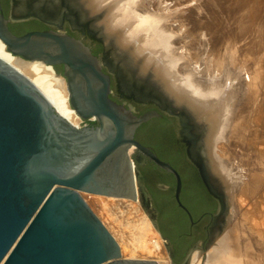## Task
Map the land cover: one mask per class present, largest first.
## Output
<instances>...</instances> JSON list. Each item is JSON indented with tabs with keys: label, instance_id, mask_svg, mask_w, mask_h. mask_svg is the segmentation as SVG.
<instances>
[{
	"label": "water",
	"instance_id": "water-1",
	"mask_svg": "<svg viewBox=\"0 0 264 264\" xmlns=\"http://www.w3.org/2000/svg\"><path fill=\"white\" fill-rule=\"evenodd\" d=\"M30 15L34 14L15 16L11 9L5 16L0 1V41L5 50L53 69L61 66V72L54 71L65 81L67 103L79 119L94 117L95 122L83 128L72 126L28 79L0 59V264H156L122 258L115 239L81 194L135 200L138 188L147 198L144 205H149L159 232L151 197L137 168V161L146 159L172 175L174 201L193 224L179 199L180 175L139 143L135 132L162 114L185 119L197 134L195 147L202 143V130L184 112L172 111L154 99L139 100L157 106L141 114L116 102L102 59L63 30L16 35L9 29V24ZM194 165L217 202L207 238L197 245L204 251L230 204L205 154L198 151ZM163 238L171 264H186L188 253L180 263L172 262V246Z\"/></svg>",
	"mask_w": 264,
	"mask_h": 264
},
{
	"label": "bare ground",
	"instance_id": "bare-ground-1",
	"mask_svg": "<svg viewBox=\"0 0 264 264\" xmlns=\"http://www.w3.org/2000/svg\"><path fill=\"white\" fill-rule=\"evenodd\" d=\"M130 2L131 0H13L12 13L15 16L33 13L50 22H56L61 14L66 13L76 25L87 27L102 41L104 46L102 62L104 61L116 72L124 90L132 91L139 100L154 99L159 105L169 106L172 111L184 112L195 124L197 130H203L202 143L198 145L199 151H202L199 153L207 157L211 173L218 178L228 197L230 205L227 209L230 210L233 204L232 196L236 190L231 186L232 175H229V168L225 165L228 152H224L222 157L218 156L215 152V143L225 137L248 139V136L247 138L244 136V131L250 133L246 124L253 123L258 116L261 117L264 114L263 93L261 100L263 104L256 103V96L259 95L257 83L260 81L264 84V76H260V72L257 73L256 70H254L255 73L252 71L248 74L246 79L248 88L245 90V96L250 106L245 108L247 111L244 107L239 108L238 68L235 71L227 69L224 58L209 57L206 62L210 63L209 67L212 68L213 75L204 82L196 79L194 77L196 74L193 75L190 71L185 73L184 66L189 63L179 64L181 56L175 51V46H172V41L169 39L172 37L171 32L161 28L163 25H160L162 23L159 21L158 26L159 15L152 12L146 14L136 12L137 7L134 9V5L130 7ZM152 17L157 18L155 20L157 26L153 25V27L147 20ZM229 48L230 57L234 49L232 44ZM0 59L28 79L61 117L77 127L79 119L67 103L68 92L65 81L52 67L40 61H25L12 56L5 50L1 41ZM221 67L223 71L220 72ZM254 133L256 130L252 131V137ZM250 134L247 135L250 136ZM260 134L258 133L257 143L250 144L264 147V134ZM194 148L193 150L198 153L195 145ZM263 151L259 148V157L263 161L262 168H264ZM242 177L238 176L239 181H237L241 192L256 193L253 190L254 187H250V182H243ZM262 177L264 179V172L257 177L253 176L252 179L255 178L253 182L260 183ZM135 198H137L136 201L139 199L145 207V198L138 188ZM123 200L126 203L121 204L122 206L130 204V199ZM123 200L121 202H124ZM136 204L138 205L139 202ZM134 206L130 204V208L133 207L137 212L140 208ZM253 210L257 211L255 206ZM228 212L213 228L212 247L206 254L205 264H264V231L255 230L250 225L252 218L249 215L241 214L239 217L241 223L238 217V224L232 223L230 220L232 214ZM135 221V223L132 222L133 227H129V233L126 231L128 234L119 230L122 244L125 245L123 248L122 244L116 242L120 248L121 257L125 259H137L136 256L140 259L154 257L158 264H171L168 257L164 256L162 243L159 240L164 238L159 236L157 231L155 233L152 228L153 222H149L144 215L139 217L137 215ZM253 224L257 225V223ZM138 250L147 254L137 255ZM193 252L186 264H199L200 254L197 253L198 251ZM149 253L156 256L152 254L147 256Z\"/></svg>",
	"mask_w": 264,
	"mask_h": 264
},
{
	"label": "rangeland",
	"instance_id": "rangeland-1",
	"mask_svg": "<svg viewBox=\"0 0 264 264\" xmlns=\"http://www.w3.org/2000/svg\"><path fill=\"white\" fill-rule=\"evenodd\" d=\"M133 1L135 0H131L130 7H132V5H134L133 9L137 7L136 12H141L142 14L152 12L159 15L158 17L161 18H158L159 20L155 17L148 18L147 20L150 21L149 23H151L150 25L152 26H155L157 23L159 26V24L162 23L160 24L163 25L161 28L171 32L172 37L169 39L172 41V46H175V51L181 56V61H179V64L189 63V65L185 64L184 66L185 73L190 71L193 73V75L196 74V76L194 75L196 79L204 82V80L213 75L211 71L212 68L210 69L209 67L210 63L206 62L208 61L207 59H209V57L224 58V62L227 63V69H234L235 71L236 68H238L239 71H237L240 74L239 81H237V84H239V108L244 107L245 109L247 106H250L245 96V90L248 88V83L246 80L248 74L256 70L257 73L260 72V76H264V0ZM156 19L157 23H155ZM230 43L234 49L232 56L229 57L228 53L230 49L229 46L231 45ZM223 67L225 68V66ZM223 67L219 69L220 72L223 71ZM257 84L259 87V95L256 96V103H261L262 95L264 94V84L260 81H258ZM261 104H263V102ZM246 126L250 130L251 134L244 131V136H246V138L248 136L249 140L239 138V141L236 139L237 137H233L235 140L231 137H225L224 139H220L215 143V152L218 154V156L220 155V157H222L224 152H228V155L225 159V165L226 168H229V175H232L231 180L233 182L231 186H233V189L236 190V192H234L235 194H233L234 196H232L233 204L231 209H226V212L230 211V215L232 214L230 216L231 222L238 224V218L241 216V214L243 216L249 215L250 218H252L250 220L253 223H257L256 225L250 221V225L254 227L255 230L263 232L264 179L262 177V181L260 183H254L253 180L255 178L252 179V177L262 175L264 172V168H262L263 165H261L263 161L262 158L259 157V148L264 150V147L261 145L260 147L258 144H252L255 142L257 143L259 139L258 133H261L260 135L264 134V114H262L261 117L258 116L257 120L253 121V123L246 124ZM253 130H256V133H254V136L252 137ZM201 132V136H203V130ZM192 133L194 137H196L197 134H195L193 131ZM247 134H250V136ZM196 148L198 151L200 150L199 146H196ZM238 176H243L244 178L246 177V180L242 177V181H249L250 187H254L253 190L256 191V193L245 194L244 191L241 192L240 185L237 182L239 181ZM154 180L156 181L157 179H152V181ZM81 195L94 214L99 218V220L113 236L115 241L120 244H122L123 240L120 236L121 233L119 230L126 232L129 230V227L132 228V225H134L132 222H136L135 219L137 220V215L138 217L144 215L149 220V222L152 223V218L150 217L151 215L148 210L149 205L144 207L139 199L136 201L137 198H135V200H130L129 202L132 206L135 205L134 207L138 206L140 208L136 212L133 207L130 208V204L125 207L121 205L126 203L123 198H116L122 199L124 201L121 202L122 200L117 201L111 197H102L89 194ZM134 201L137 203L139 202V204L137 205L136 202L134 203ZM254 206L257 209L256 212L253 210ZM200 211V209H196L195 211L197 218L202 215V212ZM206 222V219L200 222L199 228ZM239 223H241V219L239 220ZM152 228L156 233L157 230L154 228V226ZM195 231L196 230L191 232V229L189 228L188 235L183 246H188L186 254L188 253L189 256L193 251H198L197 253L200 254L199 264H205L206 254L211 249L212 244L210 243V245H208L205 250L202 251L201 248L197 246L199 245L200 238L202 236L197 232L195 233ZM157 233L159 236H161L160 232L157 231ZM159 240H161L160 242L162 243V249L164 252L163 254L165 257H168L167 259L170 262L167 242L162 238ZM163 241H165V243ZM124 246L125 245L122 244L123 248ZM150 249L152 250V247ZM139 251L141 250H138L136 253L137 255L145 256L147 254H145L143 251ZM151 254L149 253L147 256H151ZM153 255L154 254H152V256ZM136 258L137 259L135 260L151 261L152 259V261L155 263L157 262L154 257L140 259V257L136 256ZM156 264H158V262Z\"/></svg>",
	"mask_w": 264,
	"mask_h": 264
},
{
	"label": "trees",
	"instance_id": "trees-1",
	"mask_svg": "<svg viewBox=\"0 0 264 264\" xmlns=\"http://www.w3.org/2000/svg\"><path fill=\"white\" fill-rule=\"evenodd\" d=\"M3 13L7 15V0H2ZM28 23L9 24V29L16 35L29 30ZM135 139L144 146H148L159 159L170 163L181 178L179 199L196 220V209H200L205 218L216 211L214 199L206 192L193 167L186 164L183 150L175 144L172 131V120L162 115L141 124L136 132ZM172 153V154H171ZM138 170L145 179V185L152 197L155 207L159 211V232L173 248L172 262L180 263L186 255L188 246H183L188 235L190 223L185 213L180 210L173 198L174 179L172 175L158 169L148 162L143 167L137 164ZM152 179L168 186L163 191L150 185ZM188 245V244H187ZM190 245V244H189Z\"/></svg>",
	"mask_w": 264,
	"mask_h": 264
},
{
	"label": "flooded vegetation",
	"instance_id": "flooded-vegetation-1",
	"mask_svg": "<svg viewBox=\"0 0 264 264\" xmlns=\"http://www.w3.org/2000/svg\"><path fill=\"white\" fill-rule=\"evenodd\" d=\"M0 1H2V0H0ZM7 6H8V9H7V14H8L13 7V0H7ZM1 7H2V2H1ZM2 11H3V9H2ZM37 16L38 15H35V14L30 15L28 17V19H26L24 21L16 22V23H28V25H29L28 26L29 30L22 32L18 35L24 34L28 31H34V30H47V29L57 30V29H60V30H63L68 35H70L76 39L81 40L90 49V51L93 55L103 59V57H104V46H103L102 42L92 32H90L87 27H79L78 25H76L66 13L61 14L59 19L56 22H54V21L50 22V21L43 19L40 16H38V17ZM16 23H11V24H16ZM54 69L57 72H61V66H55ZM102 70L106 74L109 75L110 88H111L112 94L114 93L112 95V98L116 102L123 104L126 107L131 106L134 110V113H136V114H141V113H143L149 109H157V106L155 104L141 103V102H139V99L137 98L135 93H133L132 91L124 90L121 86V83L117 77L116 72L113 69H111L106 63H104V61H103ZM162 115H164V114H162ZM164 116H166L172 120V131H173V135H174V139H175V144L177 147H179V149L183 150L184 160H185L186 164L193 167L196 171L197 176H198V171L194 165L195 163H197V152H195L193 150V149H195L194 148L195 137L192 133L190 126L188 125L187 121L185 119H183L182 117H175V116H169V115H164ZM161 117H159V118H161ZM159 118H154V119H159ZM151 120H153V119H151ZM93 125H94V123L91 124L90 126H93ZM148 162L149 161H147L146 159H143L142 161H137V164L140 167H143ZM198 178L200 179L199 176H198ZM140 179L143 182V185L146 188L147 192L149 193V191L145 185V179L142 177L141 172H140ZM200 181H201V179H200ZM201 183H202V181H201ZM150 185L154 186L156 189L163 190V191L168 189L167 185H165V184H163L157 180L150 182ZM203 186H204V184H203ZM204 188H205V186H204ZM205 190H206V188H205ZM206 192H207V190H206ZM149 195H150V193H149ZM150 197H151V195H150ZM144 198H145V196H144ZM214 201H215V199H214ZM144 202L146 204H148V201L146 198H145ZM215 203H216V209H217V202L215 201ZM151 206L153 209L152 213L155 216V221H156L157 227L159 229V222H158L159 211L155 207L153 200H152V197H151ZM210 217L205 218L204 214H202L196 220H193L194 221L193 224H190L191 232L196 230L195 233L197 232L198 234H200L202 236L200 238V243L204 242L207 238V229L209 227ZM205 219L207 222L205 224H203L202 226H200V228H199V223ZM172 254H173V248H172Z\"/></svg>",
	"mask_w": 264,
	"mask_h": 264
},
{
	"label": "built area",
	"instance_id": "built-area-1",
	"mask_svg": "<svg viewBox=\"0 0 264 264\" xmlns=\"http://www.w3.org/2000/svg\"><path fill=\"white\" fill-rule=\"evenodd\" d=\"M94 122H95L94 117H90V118H87L85 120L79 119V123L77 125V128L87 127L89 124H93ZM114 199H116V198H114ZM165 241H163V242L165 243Z\"/></svg>",
	"mask_w": 264,
	"mask_h": 264
}]
</instances>
